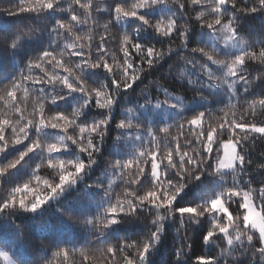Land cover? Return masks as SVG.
<instances>
[{
    "label": "snow or ice",
    "instance_id": "1",
    "mask_svg": "<svg viewBox=\"0 0 264 264\" xmlns=\"http://www.w3.org/2000/svg\"><path fill=\"white\" fill-rule=\"evenodd\" d=\"M172 2L178 3V0ZM62 3L63 0H32L26 4V0H19L17 10L7 13L11 16L28 14L36 18L50 15L46 20L49 22L46 23L47 43L39 48L37 56L28 57V75L22 70L19 77L12 76L7 81L0 82V92L3 93L0 94V102L11 112V115L8 111L4 112V118H0V153L6 152L9 147L25 144L24 150L20 151L16 158L0 166V176L15 168L28 154L37 153L40 159L32 169V177L39 181L36 169L46 163L49 169L57 172L58 182L43 180L46 190V195L43 196L34 193L28 182L11 187L6 196L0 197V213L12 209L35 212L50 198L62 192L66 185L74 184L81 173L96 162L95 154L99 153L98 145H101L111 122L113 105L122 93L121 90L132 88L133 83L140 78L139 73L144 70L133 69L134 61L128 45H131L140 60L147 63L149 68L159 63L166 54L154 46L147 47L145 53L142 43L133 42L134 33L125 32L121 41V51L124 54L122 64L117 61L115 55L107 51L103 36L101 42L95 45L96 58L93 59L92 35L79 34L83 26L90 22L95 23L92 19V0H72V3L85 13L83 19L76 14L72 5L65 9L61 6ZM111 4L114 5L111 12L114 13L117 24L134 19L143 28L151 29L160 37L171 39L175 34L187 51L188 33L191 28L186 17L182 15V19H178L176 15H168L152 20L144 14L145 10L155 6H170L169 0H136L130 6H127L128 0H111ZM191 4L193 10L196 6L203 9L195 16V22L199 23L207 37L204 44L193 47L191 51L205 57L210 64L201 63L194 57H182L185 64L182 76L187 78L189 85H194L197 89L221 90L222 85H225L228 102L226 107L235 109L234 101L241 99L247 107L238 117L235 111H232L230 116L229 112L225 111L224 118L217 121L215 126L208 125L207 130L205 117L208 110L195 113L191 119L179 125L166 124L160 127L159 132L162 135H157L155 129L143 133L141 125L132 119L124 118L116 123L115 126L122 130L124 138L131 139L134 146L128 154L111 162V175L123 179L128 187H125L122 194H117L113 201L115 190L111 185L114 181L109 180L107 188L104 184H97L96 187L103 188L105 196L108 197L107 204L94 218L86 221L92 225V231L97 234L96 240L102 245L96 251L105 256V264H113L118 254L124 264H145L149 250L160 239L163 222L173 215L178 216L183 228L185 221L195 224L202 218H207L209 223L203 237L205 244H214L222 237L226 240L228 248L221 252V256L238 251L239 256H250L249 264H264V180H261L258 204L255 203L256 197L252 195L256 190L249 188L248 191H242L238 180V176L245 175L246 167L252 163L247 159V152L244 150L246 143L264 139V120L248 121L249 115L255 117L257 113L264 114V94L246 95L255 84L254 80L249 79L253 64L260 66L256 69L259 72L256 80L264 79V42L255 45L247 42L246 37L238 31V15L247 16L264 11V0H251L250 4L249 0H244L243 7H238L237 0H191ZM108 10L96 9L97 12ZM178 10L183 13L185 4L179 3ZM64 12L69 13L68 18L58 15ZM206 16L213 19L207 21ZM224 18H227L226 23ZM108 27L106 23L105 32ZM91 31L92 29L88 28V32ZM34 36L32 30L22 33L18 27L0 28V46L8 50L16 49L21 40ZM71 37L74 39L70 40ZM62 40L64 43L61 44ZM173 51L171 47L168 49L169 53ZM221 56L224 58L219 59ZM73 57L78 60L73 61ZM109 58L112 64L109 63ZM46 64L51 66V71L45 67ZM113 65L122 73L119 78ZM210 65H214L215 70ZM37 69L42 75L33 74ZM129 69L134 72L131 79ZM89 71L104 75L106 80L110 79V85L101 82L99 88H89V79L86 78ZM163 92L165 98L157 103V107H181L183 101L179 96L171 95L167 89ZM71 93H78L80 101L72 107L71 112L52 107ZM198 94L202 96V93ZM93 96L95 107L105 110L99 112L102 118H93L91 123H81V114L92 107ZM248 97L252 99L249 100ZM29 103L31 111L28 108ZM128 111L132 112L131 109ZM49 112L53 114L49 115ZM173 126L178 127L180 134L170 137L169 128ZM70 128H78L79 134L70 135ZM7 129H11L14 137L11 141L6 136ZM46 130L51 131L46 133ZM186 130L191 134V138L185 136ZM225 135L226 141L221 139ZM181 138L184 139L183 145L180 143ZM172 143H175L174 148ZM73 146L76 158H61L62 154L73 149ZM85 154L87 161L81 158ZM149 163L150 175L146 171ZM173 170L174 175L171 174ZM257 171H264V164L258 165ZM204 172L222 178L223 186L206 196L202 202L176 207V198L186 183L199 179ZM229 175L232 176L230 186L227 181ZM145 182L152 185V190L141 195L140 189ZM246 183L251 184V181ZM133 185L136 187H130ZM30 192H33L32 199H28ZM17 194H20L19 199ZM233 204L243 213L242 223L240 216L234 219L229 211ZM144 211L155 214L147 239L124 241L116 246L102 239L105 230L116 224L119 218L135 216ZM56 247L58 250L53 256H63L66 260L67 249L59 245ZM187 247L188 251L185 252V245H180L175 259L189 253L191 243ZM88 259L85 254L84 260ZM233 259L238 260V257ZM0 261L7 264V253L0 251ZM45 264L50 262L46 260ZM191 264H220V258L198 255L191 257Z\"/></svg>",
    "mask_w": 264,
    "mask_h": 264
},
{
    "label": "trees",
    "instance_id": "2",
    "mask_svg": "<svg viewBox=\"0 0 264 264\" xmlns=\"http://www.w3.org/2000/svg\"><path fill=\"white\" fill-rule=\"evenodd\" d=\"M32 0H26V4L31 3ZM93 12L92 19L95 23H89L83 26L79 30L81 35H92L93 37V59H95V45L101 42V37H105V43L107 51L116 56L117 61L123 63L124 54L121 51V41L125 32L133 34V42H139L144 45L145 53L147 47L154 46L155 49L165 52V56L159 63L154 64L151 68L140 60V57L136 54L131 45H128L130 54L133 58V69L143 68L144 70L139 73V79L133 83L132 88L128 90H121L117 101L113 105L111 112V122L105 134L103 141L101 142L99 153L95 154L96 162L91 167L86 168L81 176H84L83 181L76 180L74 184L66 185L64 190L53 198H50L44 205H42L35 212H28L22 209H12L0 213V246L5 247L8 250L12 261L15 264H45V261H49L50 264H105V256L101 255L96 250L102 245L97 242V234L92 231V225L86 221L94 218L100 210L106 206L108 197L105 196L104 190L101 187H96L97 184H104V187H109V180L114 181L111 185L115 190L113 195V201L117 194H122L125 187H128L123 179H117L111 175V162L118 157H123L132 151L134 143L131 139H125L122 135V130L117 128L116 123L124 118L132 119L133 114L144 105L152 103L159 97L161 89H167L170 92L180 94L190 101L196 99L200 93V89H197L194 85L187 83V78L182 76V72L185 69L184 59L182 57L196 58L201 63H205L206 58L202 57L199 53L193 54L191 49L193 47L200 46L205 43L207 37L205 32L200 28L198 22H195V16L203 9L199 6L193 10L191 0H178V3H173L169 0V5H159L152 9L145 10V15L152 20L161 19L168 15H176L178 19H182V15L189 20V27L191 28L188 33V47L187 51L181 46L182 41L174 34L171 39L163 38L155 34L151 29L143 28L136 20L122 21L121 24H117L114 20V13L111 12V8L114 5L111 4V0H92ZM136 0H128V5L135 3ZM179 3L185 4V11L179 13ZM251 0H249V4ZM238 7L244 6V0H237ZM19 5V0H0V28L15 29L20 28L22 33H27L32 30V34L35 35L32 38H25L19 42V46L16 49L8 50L6 47L0 46V82H5L12 76L19 77L23 70L25 75H28L26 65L28 63V57H35L38 55L37 51L45 43H47L46 28L47 18L50 14H45L44 18H36L31 15L25 14L22 16L8 15V11H16ZM69 5H72L81 19H83L85 13L82 9L72 3V0H63L62 7L67 9ZM248 6V5H245ZM109 9L108 11L97 12L96 9ZM61 15L68 18L69 13L64 12ZM213 18L206 16L205 20L211 21ZM239 28L238 31L246 37L249 44H257L264 42V11L252 13L250 15H238ZM111 21V22H110ZM224 22H227V18H224ZM108 24L109 27L105 32L104 25ZM88 28H91V33L88 32ZM136 30V31H134ZM70 40L74 37L69 38ZM64 41H61V44ZM172 48L174 51L169 53L168 49ZM256 50H259L257 46ZM221 51H224L221 49ZM223 59V56L218 57ZM73 61H77L78 58L73 57ZM109 63L112 64V60L109 58ZM210 64V62H207ZM212 67V65H210ZM51 71L50 65H45ZM260 66L253 64L250 69L249 79L255 81L252 89L246 95H261L264 94V79L256 80L259 72L256 70ZM117 71V78L122 74L120 70ZM213 68V67H212ZM133 69H129V79L134 74ZM102 71V70H101ZM35 74H40L39 70H34ZM195 75V73H193ZM86 78L89 79V88H99L100 83H107L110 85V79L105 78L104 75L99 73H93L89 71L86 73ZM199 79V77H197ZM0 94H3L0 92ZM252 99V97H248ZM79 94L71 93L66 95L63 101H58L53 108L66 110L71 112L72 107L79 103ZM236 103V108L226 107L227 102L222 101L220 104H213L207 109L208 114L205 117L207 130L208 125L215 126L217 121L224 118V112H229V116L232 111L237 113V117L247 105L244 100L241 99ZM29 111H31V103H29ZM129 109L132 110L129 113ZM224 109V111H220ZM202 110H192L185 116L177 121L169 123V125H179L191 119L195 113ZM10 110L6 109L4 104L0 102V118H4L3 113ZM105 110L97 109L95 107V97L93 96V105L89 107L81 114V123H91L92 119H100L99 112ZM49 115L53 114L51 112ZM107 113L105 112V115ZM15 119V117H12ZM260 121L264 120V114L257 113L255 117L249 115L248 121ZM136 122V121H135ZM143 133H146L149 129H155L157 135H162L159 132V128L166 125V123L160 120H153L149 123L140 122ZM51 130H46V133ZM62 134V133H61ZM70 135H78L79 129H69ZM135 134V132L133 133ZM170 137L178 136L179 130L177 126L169 128ZM86 135V133H85ZM6 136L9 141L14 139L11 133V129L6 130ZM185 136L191 138V134L185 131ZM147 138V137H146ZM222 140H227V135L221 137ZM133 143V144H132ZM180 143L183 145L184 139L181 138ZM175 147V143L171 145ZM25 144L9 147L6 152L0 153V166L11 162L18 153L24 150ZM247 152V159L252 163L246 167V174L238 176L241 190L248 191L249 188L255 189L252 193L256 197L255 203H259V189L262 186L261 180H264V171H257V166L264 164V139H257L254 142L248 141L245 145ZM163 151V150H162ZM63 159H75L76 151L73 149L62 154ZM87 161L86 154L81 157ZM39 155L37 153H30L25 156L15 168L9 169L4 175L0 176V197L6 196L11 187H15L17 184L24 182L29 183V187L34 193L41 196L46 195L45 186L42 183L43 180H48L50 183L53 180L58 182L57 172L49 169L46 165H41L39 169H36V176L40 178L39 181L32 177V169L35 168L36 163H39ZM146 171L150 175L151 165L150 163L146 167ZM88 174V175H86ZM174 175V170L171 173ZM219 180L217 186L213 189L214 181ZM228 185L232 184V176L227 177ZM247 181H251V184H247ZM224 184V180L220 177L209 175L208 172H204L200 175L199 179H193L191 182H187L185 187L179 193L176 198L175 206L182 207L190 204L202 202L203 199L213 194L217 189L221 188ZM96 190L97 195L89 194L88 191ZM135 188L136 186H130ZM152 190V185L145 182L143 188L140 189V194L143 195L147 191ZM33 192L28 193V199L33 198ZM20 194H17L19 199ZM229 211L233 218L240 216L242 223V211L238 209L236 204H233ZM155 219V214L150 211H144L135 216H124L119 218L116 224L111 225L105 230L103 240L108 244L116 246L118 243L124 241H139L147 239L150 229L152 228V221ZM209 221L207 218H202L198 223H191L185 221V227H181L178 216L173 215L171 218L166 219L163 222V229L160 235V239L149 250V253L145 259V264H191V257L198 255L213 256L220 258V264H249L250 256H239L238 251H233L231 255L221 256V252L228 248L226 240L222 237L216 240L214 244H205L203 237L208 227ZM186 233V235H185ZM235 235V233L233 234ZM7 237H13L14 242L21 246L22 251L17 249L11 250L12 243L6 244L5 239ZM20 237V239H17ZM191 243V251L181 255L180 259H175L177 256V249L180 245L184 244V251H188L187 245ZM57 245L61 248H66L68 251V257L65 260L63 256L54 257L57 249ZM257 246L258 243H257ZM88 255L89 259L84 260V255ZM234 257H238V260H234ZM0 264H3L0 261ZM113 264H124L122 257L118 254Z\"/></svg>",
    "mask_w": 264,
    "mask_h": 264
},
{
    "label": "rangeland",
    "instance_id": "3",
    "mask_svg": "<svg viewBox=\"0 0 264 264\" xmlns=\"http://www.w3.org/2000/svg\"><path fill=\"white\" fill-rule=\"evenodd\" d=\"M212 67H213V70H215V66L212 65ZM163 90L164 89L160 90L161 91L160 95H162V97L157 98L156 100H154L152 103L148 105H144L132 115L134 118V121L140 124L141 121H144V123H149L156 119L166 124H169V123L179 120L180 118H182L183 116H185L187 113H189L190 111L194 109L207 110L210 107V105L220 104L222 101L227 102L226 86L222 85L221 90L200 88V93H202V96L199 95L196 99H193L190 101L186 100L185 97L180 94H176V93L168 91L171 95L180 97V99L183 101V104L181 105V107L171 108L166 105H160L159 107H157V103L162 102L165 98ZM141 127H144V125H141ZM84 176H81L79 180L77 181H83L85 178ZM218 182L219 180L214 181V186L212 187L213 189L217 186ZM96 190L97 189L91 190V187H90V190L88 191V193L92 195H97L95 193ZM5 241H6V244L12 243V246L10 248L11 250L17 249L19 252L22 251L21 246L17 245V243L14 242L15 240L13 237H7ZM0 251L7 253V256H8L7 264H15L12 261V258L9 255L8 250H6V246L5 247L0 246ZM2 262L3 264H5L4 261Z\"/></svg>",
    "mask_w": 264,
    "mask_h": 264
}]
</instances>
